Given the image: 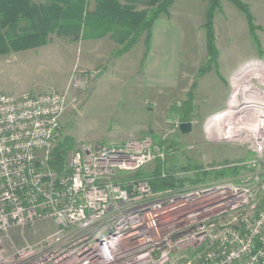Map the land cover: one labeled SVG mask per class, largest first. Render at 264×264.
Masks as SVG:
<instances>
[{
  "label": "built area",
  "instance_id": "built-area-1",
  "mask_svg": "<svg viewBox=\"0 0 264 264\" xmlns=\"http://www.w3.org/2000/svg\"><path fill=\"white\" fill-rule=\"evenodd\" d=\"M234 90L213 116L223 138L211 121L205 132L249 143L250 170L160 191L131 177L153 158L150 138L82 144L57 171L66 94L0 93V264H264V107H234ZM40 221L55 229L17 244L13 231Z\"/></svg>",
  "mask_w": 264,
  "mask_h": 264
},
{
  "label": "rangeland",
  "instance_id": "rangeland-1",
  "mask_svg": "<svg viewBox=\"0 0 264 264\" xmlns=\"http://www.w3.org/2000/svg\"><path fill=\"white\" fill-rule=\"evenodd\" d=\"M241 1L253 16V29L241 11L221 0L213 18L217 58L202 74L210 60L203 27L208 0H175L169 16L162 15L153 24L146 54L144 36L117 56L113 54L117 45L108 36L76 42L52 36L44 46L0 56V93H65L59 138L69 136L75 148L150 138L153 158L142 167L144 177H150L160 163L164 174L170 171L175 177L188 178L168 189L229 179L219 167L251 159L249 143L217 139L223 138L219 129L224 119L214 123L213 116L220 111L208 120L204 111L222 100L220 87L227 84L231 91H226L231 93L236 82L264 69V0ZM99 71L101 75L95 77ZM254 84L259 94L243 100L255 102L251 107H264V83L254 80ZM192 86V128L182 134L177 110ZM209 121L218 128L217 138L206 135ZM162 140L165 143L160 145ZM54 229L53 222L40 221L26 226L24 236L20 229L12 235L20 245L33 243Z\"/></svg>",
  "mask_w": 264,
  "mask_h": 264
},
{
  "label": "trees",
  "instance_id": "trees-1",
  "mask_svg": "<svg viewBox=\"0 0 264 264\" xmlns=\"http://www.w3.org/2000/svg\"><path fill=\"white\" fill-rule=\"evenodd\" d=\"M221 0H208L205 7L206 50L210 59L200 74L208 70L210 63L217 58V48L213 32V18L220 10ZM248 21L253 29V16L241 0H228ZM175 0H0V56L34 49L48 44L52 36L63 37L72 42L80 39L94 41L108 36L116 45L113 52L119 55L131 49L143 37L144 53L151 45L152 27L162 15L169 16V9ZM194 86V85H193ZM177 112L181 122H189L192 111V93ZM160 141V145L164 144ZM75 146L69 136H62L51 150L49 166L61 171L67 153ZM252 153V152H251ZM160 161L159 158H157ZM225 163L221 167L231 178H237L243 171H249L245 165ZM164 167V166H163ZM162 166L157 164L150 177L145 178L142 168L131 175L134 179L147 180L153 190H164L180 186V181L188 178L175 177L167 171L162 176Z\"/></svg>",
  "mask_w": 264,
  "mask_h": 264
},
{
  "label": "bare ground",
  "instance_id": "bare-ground-1",
  "mask_svg": "<svg viewBox=\"0 0 264 264\" xmlns=\"http://www.w3.org/2000/svg\"><path fill=\"white\" fill-rule=\"evenodd\" d=\"M254 80H256L259 83H264V69L261 73H259L258 71L252 72L248 76H246L243 81L236 82L235 90H234L233 97H232V104L234 107L235 105L238 104V98L246 99V96H252L253 94H259L260 90L255 87ZM248 106H251V104ZM223 117H224L223 114H219L218 116L213 118V122L220 123L223 119H225ZM215 127L217 130L218 128L216 125Z\"/></svg>",
  "mask_w": 264,
  "mask_h": 264
},
{
  "label": "crops",
  "instance_id": "crops-1",
  "mask_svg": "<svg viewBox=\"0 0 264 264\" xmlns=\"http://www.w3.org/2000/svg\"><path fill=\"white\" fill-rule=\"evenodd\" d=\"M16 53V52H15ZM220 88H223L222 89V92H223V98L221 101L218 102V104H215V106L213 108H211L210 110L208 109L207 111H204L205 112V115L207 116L206 119L208 120L209 117H212V115H214L215 113L223 110L225 108V106L227 105V100H228V96L230 93L229 91L230 90V87H228V85H223L222 87ZM219 87H216V89H220ZM226 89H228L229 91H226ZM5 94V93H4ZM14 94H17V92H15ZM19 94V93H18ZM198 110V109H197ZM195 111V114L196 116H198V111Z\"/></svg>",
  "mask_w": 264,
  "mask_h": 264
},
{
  "label": "water",
  "instance_id": "water-1",
  "mask_svg": "<svg viewBox=\"0 0 264 264\" xmlns=\"http://www.w3.org/2000/svg\"><path fill=\"white\" fill-rule=\"evenodd\" d=\"M102 71H99L95 77H99L101 75ZM192 125L190 122H181L179 124V131L182 134H186L189 133L191 131Z\"/></svg>",
  "mask_w": 264,
  "mask_h": 264
}]
</instances>
